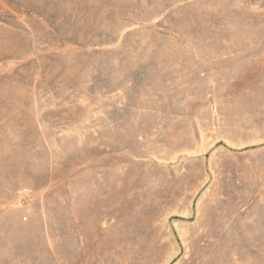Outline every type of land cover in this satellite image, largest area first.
Instances as JSON below:
<instances>
[{
	"label": "rangeland",
	"instance_id": "obj_1",
	"mask_svg": "<svg viewBox=\"0 0 264 264\" xmlns=\"http://www.w3.org/2000/svg\"><path fill=\"white\" fill-rule=\"evenodd\" d=\"M0 264H264V0H0Z\"/></svg>",
	"mask_w": 264,
	"mask_h": 264
}]
</instances>
